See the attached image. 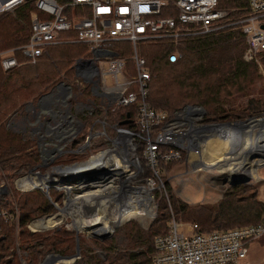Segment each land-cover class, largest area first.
<instances>
[{"label":"trees","instance_id":"16d2710c","mask_svg":"<svg viewBox=\"0 0 264 264\" xmlns=\"http://www.w3.org/2000/svg\"><path fill=\"white\" fill-rule=\"evenodd\" d=\"M219 1L226 7L246 5V0ZM29 6L30 9H35L33 0ZM2 15L0 13V18ZM63 34L62 36H66L73 32ZM24 40L17 37L0 39V51L16 47ZM120 45L117 41L111 46L119 54L128 57L131 53L130 45ZM245 46L241 30L231 27L198 37L180 39L177 46L180 56L174 61L168 59L173 45L167 40L142 42L140 53L145 57L151 75L148 80L147 101L152 107L168 112L177 110L184 104H198L205 109L206 120H225L231 114L244 116L260 111L262 100L257 96H250L249 93L259 83H264V54L259 61L246 60L242 55ZM87 49L85 43L61 40L47 45L34 63L24 61L8 69H3L0 63L1 171H19L39 161L34 139L24 137L20 132L6 126L9 114L22 102L34 99L48 89L60 72L70 74L72 62ZM14 53L19 61L24 60L20 49H15ZM128 60L127 66L131 68L132 64L129 65ZM84 92L89 94L88 87ZM234 96L246 97L244 109L239 114L231 110L235 108L232 103L228 104ZM115 112L110 116L118 125L135 130V104L119 107ZM123 119L128 120L121 122ZM170 161L173 159H159V167ZM151 173L149 167H144V175ZM13 174L9 177H13ZM49 191L52 199L58 203L62 201L61 191L55 188H50ZM169 196L171 201L160 199L157 215L148 228L140 227L132 219L127 220L110 237H92L94 246L79 233L80 253L74 264H151L155 251L154 237L166 231L171 211L183 219L196 222L202 230L254 225L264 221V200L258 198L254 187L246 183L229 185L215 203L190 204L176 198L172 193ZM0 209L6 211L5 216H0V264H22L15 246L16 218L20 227L17 233L21 241L19 247L24 248L21 256H25L26 263H34L50 251L62 254L75 251L76 234L64 224L53 227L47 233H35L26 228L32 219L55 211L51 199L38 189L15 194L13 199L4 196L0 199ZM110 231L111 229L100 235ZM116 236H121V240L117 241Z\"/></svg>","mask_w":264,"mask_h":264},{"label":"built area","instance_id":"2783aa9c","mask_svg":"<svg viewBox=\"0 0 264 264\" xmlns=\"http://www.w3.org/2000/svg\"><path fill=\"white\" fill-rule=\"evenodd\" d=\"M20 1H0V10L9 11ZM33 1L35 9L30 11L26 39L16 48L0 51L2 67L8 69L19 63L13 54L15 49L24 53L26 61L34 63L49 44L61 40L87 44L93 61L82 65L81 74L92 82V90H99L103 101L111 105L112 112L122 106L136 105L134 132L115 124L119 132L134 133L138 139L140 171L143 175L144 167L152 171L145 177L150 185L151 198L154 197L151 190L155 188L154 177L158 176L159 159L178 160L182 158L184 150L198 151L195 140L200 134L198 132L192 137L194 127L223 122L197 123L204 114L202 106L198 104H185L173 113L152 107L147 101L151 75L146 59L140 53V44L156 39L167 40L173 45L168 59L174 61L180 56L177 49L180 39L235 27L241 30L245 38L244 59L259 61L264 54V0H246L245 10L235 15L231 13L233 7L222 6L219 0ZM63 32L73 34L62 36ZM124 40L131 44L128 57L111 46L113 42ZM129 58L133 59L131 68L127 66ZM106 74L112 76L110 83L106 81ZM107 125L112 128L116 126ZM106 131L89 128L85 140L77 148H68L67 152L78 153L81 149L92 152L86 150L90 145L89 139ZM111 141L116 140L112 138ZM96 154L90 153L85 160H74L56 165V168L77 166ZM31 173L35 177L43 175L39 170L27 172L17 177L16 183L19 185L21 179ZM71 178H74L73 175L60 177L62 181ZM33 187L48 190L49 197L46 196L52 203L58 204L50 195V184ZM5 215L6 211L0 209V216ZM263 233L264 221L254 225L202 230L196 222L179 220L171 213L166 231L154 237L155 251L151 264H233L247 256L249 242Z\"/></svg>","mask_w":264,"mask_h":264},{"label":"rangeland","instance_id":"374dc122","mask_svg":"<svg viewBox=\"0 0 264 264\" xmlns=\"http://www.w3.org/2000/svg\"><path fill=\"white\" fill-rule=\"evenodd\" d=\"M30 2H32V0H21L16 6H14L13 9L9 11L0 10V13H3L2 17L0 18V39H6V38L11 39V38H16V37L18 38V37L25 36L27 25L30 20V11L33 10V9H30V6H29ZM245 6L246 5L233 7L234 10H232V14L235 15V14L242 13L245 10ZM231 28L239 29L235 27H231ZM3 37H6V38H3ZM119 43L121 44L120 46L130 45L129 48L131 51V44L128 41L126 40L119 41ZM128 64L129 65L133 64L132 58H129ZM261 71L263 72V70ZM111 78L112 76L110 74H106L107 83L111 82ZM77 81H78V83H76L77 89H75V91L78 92L81 90L83 84L86 85V83H84L80 79H78ZM90 91L92 95L90 93L86 94L85 92H83L85 95H82L78 92L76 94L74 93L73 97H71L73 101L78 100V99H82L81 101H83L79 103L81 105H78L77 112L74 109V104L69 106L70 113L73 115L72 119L74 120L73 130L77 131V134H75V132H72V135H70L71 137L68 136L69 138H66L65 141L56 143L57 147L61 146L60 144L62 143L64 145L61 146V149H59L60 151H57L56 153H54V160L56 159L55 162H53V159L52 160L49 159L50 161L47 162L46 164L42 165L41 163L38 162V163L28 166L26 169L24 167L20 169L19 171L17 170L16 171L15 170L1 171L0 170V199L3 198L4 196L8 197V199L9 198L13 199L15 194L27 193L35 189H38L43 194H45L42 188L33 187L37 185L45 186L41 184V182H39L36 177H34L35 175L32 177L31 180L26 179L23 182L22 187L19 186L18 183H16L15 181L16 178L25 175L27 172L29 174L31 171L36 172V170H39L43 173V175H39V176L41 178H44V180L52 181V180L57 179L55 182L50 183V188H55L61 191L62 201L58 203L60 208H57L54 205L55 211L48 213V214H44L39 217H36L32 219L31 221H29L26 227L29 231H32L35 233H47L51 231L53 227L64 224L67 228L74 230V233L76 234V231L73 227V226H76L73 224V216L61 210L68 206L67 202L69 198H76V199H74L72 206L67 207V208L69 209L73 208L76 211H79L82 214V215L80 214L82 220H85V219H90L93 213V210L91 209V213L89 216L88 214H83L84 211L89 206L91 208H96L97 206L102 205L103 206L102 209L106 211V209H104V205L113 204L112 201L116 203L115 199L112 197L114 186H118L121 188L120 194H123V191H122L123 185H125V187L140 186V187H145V188H149L148 186H150L147 183V180L145 178L147 175H143V173H141L140 171V167H139L140 162H139V158L137 154L138 139L136 135L134 133L122 132V131L119 132L118 129L116 130L118 123H116L117 121L113 120L110 116L112 114H115L116 112L113 111L112 113L110 109L111 105H108V103L103 101L102 96L99 94L98 89L96 91L90 89ZM249 95L257 96L262 100L261 102L262 107L260 111L252 112L249 114H244V116L243 115L237 116L236 114H231L229 119H225V120H216V119L206 120L205 114H203L202 117L198 119V121L196 122L197 123H206V122L207 123H210V122H223L224 123L226 121L236 122L237 120L248 119L252 116L255 118L253 119L250 118V119L256 121L258 120L257 119L258 117H263L262 119L263 121L262 129L263 130L262 131L264 132V83H259L257 87L255 88V90L251 91ZM245 99L246 97H243V96L232 97L230 101L228 102V104L232 103L233 107L235 108L231 110L234 113L239 114V112L242 109H244L243 104H245ZM227 108H229L228 105H227ZM174 111H171L169 113H173ZM102 121H105V122H102ZM262 121H259V122H262ZM84 122H90V123L93 122L92 124L93 129L105 130V131L107 130L108 132L106 131V133H99L98 135L96 134L92 138L89 139L90 145L89 147L86 148V150L90 149L92 150V152L90 151L83 152L82 149L78 151V153L67 152L68 148H77L85 140L86 134L88 133V131L84 133L80 132L81 127ZM107 123L110 125H116V124L117 125L114 128H112L109 125H107ZM234 129L236 133L239 132L237 130L238 129L237 127ZM242 130L246 131L245 133L246 135L243 136L244 141L247 139V137L250 138V136H253L251 141H254L255 139L258 138L256 137V135H259L257 132L260 130V127L258 125L253 126L252 128L251 126H246ZM207 133L208 131L206 130V127L201 128V130L199 131L200 136L199 138H196L195 140L197 142V147H198L197 149H199L200 151H201V148L204 146L205 142L207 141V139L209 138L208 136L205 135ZM211 134H217V131L215 133L212 132ZM107 135H109V137ZM127 136L130 137V140H128L129 141L128 144L130 146L125 147V149H126V153H129V152L131 153L128 156V159H129L128 161L125 160L124 154L122 152V149L125 146V144L121 141V138L124 139ZM112 138L117 140V142L111 141ZM210 138H211V135H210ZM219 139L223 141L221 137ZM238 139L239 137L235 136V140L238 141ZM211 143L212 142L209 143V146ZM219 143L221 142L215 143V147L216 146L220 147ZM234 147H236V149L233 152H230V150L233 149ZM207 148H208V144H207ZM100 151L102 152L98 153ZM217 152L218 154H220L219 156H221V158L225 159L226 157L228 160H230V166L228 167L222 166L223 165L222 163L221 165H218L217 167H213V166L203 167L202 165L197 164L196 161H194V159L189 160V157H188L190 153L189 150L188 151L184 150L182 152V158L162 164L161 167H159V172H158V176H160L161 178L158 176L157 178L156 176L154 177L155 188L151 190L152 193H154V197H152L149 200V205L151 206L155 214H153V216H148V215L144 216L145 218L144 217L139 218L135 215H133L132 217L130 216L128 218L126 217L120 220L121 222L118 224V226L115 227V229L118 228L123 223H125L127 220H131V219L137 222L140 227L144 229L148 228L151 222L153 221V219L157 215V212L159 210L160 199L163 198V200L165 201H171L170 196H169L170 193H172L176 198L182 201H185L187 203H190V204H195V203H200V202L215 203L221 198L224 190L229 185H231L229 183V180L232 181L230 177L240 174L242 171L247 172L246 174L247 176L246 177L238 176V178L245 179L246 181H240L238 183H246V184L251 185L252 187H254L257 197L264 200V160H263L264 155L254 154L253 150L248 152V154H245L243 153V149L240 150L239 147L234 146L233 142H229V139L224 142V146L221 149H218ZM80 153H83V154H80ZM90 153L92 154L98 153V154L84 161L83 164L81 163L71 169H68L67 167L56 168L55 164L58 163L59 161H60V165H64L66 163L73 162L74 160H77V161L85 160L90 157ZM97 164L103 165L104 170H102L100 174H96L95 176L90 178V180L88 181H85V180L83 181V179H81L80 177L71 178L69 180H63V181L60 179L62 175L72 176L74 173H77L78 170H83L84 168L90 169V167L93 168ZM242 165H243V168L240 167ZM31 168L33 169L31 171H28ZM46 172H49V173L45 174ZM11 173H14L13 177H9ZM49 177L50 178L53 177L54 179L53 178L50 179ZM61 184H65L66 186L62 187ZM68 185H70V189ZM66 188H68L67 191H66ZM111 190H112L111 195H109L110 196L109 198L111 200L107 198L109 202L106 203L107 200L104 198ZM147 192L150 193V189ZM147 192H141V193L144 194ZM97 193H102L103 196L101 195L99 196L97 195ZM115 195H117V193H115ZM9 201L11 202V200ZM72 212H75V211H72ZM171 213L173 212L171 211ZM102 216L103 215H96V218L101 219ZM47 217H52L55 221L52 224H49L46 226L34 225L35 221H45ZM175 217L182 221H189V220L183 219L180 216H177L176 214H175ZM16 219H15V229H14V234L16 238L15 246L19 253L20 263L23 264L24 261L26 262V258L25 256H21L22 254H24V248L19 247L21 245L20 244L21 241H20V238L17 236V233L19 232L20 227ZM90 220H93V219H90ZM96 223L92 222L94 226ZM98 223H100V220ZM89 231H93V230L86 229L83 226L82 228L78 230L80 234H83L87 238L88 243L91 246H94L92 245L93 242L91 238L92 237L97 238V239H100V238L98 236L93 235ZM114 231L113 232L110 231L111 232L109 233L110 235L106 237L112 236ZM93 232L98 233V234L103 233L99 231H93ZM120 237L121 236L117 237V241L121 240ZM248 246L249 247H248L247 256L233 264H264V233L260 235L259 237L251 240ZM52 252L54 251L45 253L40 260L34 263H31V264H41L44 257L48 253H52ZM76 259L77 258L63 261L58 258H53L50 260V257H49L47 260L48 261L50 260L51 264H74L76 263Z\"/></svg>","mask_w":264,"mask_h":264},{"label":"bare ground","instance_id":"6f19581e","mask_svg":"<svg viewBox=\"0 0 264 264\" xmlns=\"http://www.w3.org/2000/svg\"><path fill=\"white\" fill-rule=\"evenodd\" d=\"M250 118L253 119L255 117L252 116ZM250 118H248V119H250ZM252 119L247 121L248 123H250L251 127L255 123L259 122V119L256 120V121H254ZM223 125H225V126H223ZM233 126H234L233 124L228 123V122L219 123V124H211V125H202V124L196 125L194 127V134L192 135V137L197 135V133L201 130V128H205L206 127V130L208 131V133L205 134V135L208 136L209 138L205 142L204 146L201 148V151L200 150H198V151L191 150L190 151L189 156H188L189 160L190 159L191 160L194 159V161H196L197 164L202 165L203 167H209V166L217 167L218 165H221L222 163H223L222 166H226V167L230 166V160H228L226 157H225V159L221 158V156H219L220 154H218L219 151L217 152V150L221 149L224 146V142L226 140H228V139H229V142H233V143H235V141H237V140H235V136L236 135H235V129H234L236 127H233ZM245 127L242 126V127H240V129H243ZM216 131H217V134H211L212 132L215 133ZM205 135H203V136H205ZM210 135H211V138H210ZM259 135H261V134H259ZM220 137L222 138L223 141H221L219 139ZM236 137H238V136H236ZM252 137L253 136H250V138L247 137V139L245 141H244V137L240 138L237 141V142H240V143H238V144L236 143V145H234V146L239 147V149L241 150L243 147H247L248 144H250ZM128 140H130L129 136H127L124 139L121 138V141L125 144V146L122 149V152L124 154V157H125L126 161L129 160L128 156H129V154H131L130 152L126 153V149H125V147L130 146L128 144V142H129ZM116 142H117V140H116ZM210 142H212V143L209 146ZM218 142H221V143H219L220 147H218V146L215 147V143H218ZM207 144H208V148H207ZM222 144H223V146H222ZM235 148L236 147H234V149ZM73 167H75V166H69L67 168L71 169ZM237 168H239V167H237ZM31 174L32 175L24 176L21 179V181L19 182V186L22 187V184H23V182L26 179L31 180L32 177L35 175L34 173H31ZM237 175H239V174H237ZM237 175L231 176L230 179L233 180L234 178L238 177ZM36 178H37L38 181L43 179L39 175H37ZM51 178H53V177H51ZM126 185H128V184H126ZM148 187L149 188L140 187V186L125 187V185H123V190H122L123 194H120L121 188L118 187V186H114L113 187L114 191H113V196L112 197L115 199L116 203L114 201H112L113 204L104 205V209H106V211L102 209V207H103L102 205L101 206H97L96 208H91L90 206L87 209L85 208L86 210L84 211L83 214H88V216L91 213V209L93 210L92 216L90 218V219H93V220H90V219L82 220V218L80 216L81 213L79 211H76L73 208H71V209L67 208V207H71L72 206V203L74 202V199H76V198H69L68 202H67L68 206L66 208L61 209V210L65 211V212H67V213H69V214H71L73 216V224L76 225L79 229L82 228V226H83L86 229L93 230V231H99V232H104V231H107V230H110V229L112 230L113 227L115 226V224L118 221H120V220H122V219H124L126 217L127 218L130 217V216L132 217L133 215H135V216H137L139 218H142V217L147 216V215L148 216H152L153 210H152L151 206L149 205V200L151 199V195H150V193L147 192L150 189V186H148ZM111 192H112V190L108 194L106 193L107 195L104 198V199L107 200L106 203L109 202L107 198L110 197L109 195H111ZM141 192H147V193L143 194ZM115 193H117V195H115ZM124 194H126V195H124ZM97 195L103 196L102 193H97ZM140 196H141V198H140ZM100 208H101V210L103 212L100 210ZM72 211H75V212H72ZM99 211L102 212V213H100ZM96 215H103V216H102L101 219H97ZM99 220H100V223H98ZM54 221L55 220L52 217H47L45 221H35L34 225L46 226V225L52 224ZM92 222H95V223L97 222V223L94 226V224H92ZM93 231H89V232L93 233ZM47 259L45 260V262L48 261Z\"/></svg>","mask_w":264,"mask_h":264},{"label":"crops","instance_id":"0c3cea01","mask_svg":"<svg viewBox=\"0 0 264 264\" xmlns=\"http://www.w3.org/2000/svg\"><path fill=\"white\" fill-rule=\"evenodd\" d=\"M18 38L26 39L25 36ZM13 54L15 55L14 51ZM20 55L25 57L23 52ZM24 61L27 62L24 58V60L19 61L18 64ZM92 61L93 54L89 51L88 48L83 55L77 57L72 62V64L70 65V74H66L64 73V71L60 72L56 77V80L51 83L48 89L44 90L40 95H38L34 99H28L19 104L16 109L11 112L7 117L6 126L20 132L24 137L34 139V146L39 155L38 162L42 161L40 155L43 152V148L48 147L51 149L55 145L57 146V142L60 143L62 141H65L66 138L71 137L70 135H72V132H75V134H77V131L73 130L74 120L72 119L73 115L70 113L69 106L74 104V109L77 112L78 105H81L79 103L83 101H81L82 99L73 101V99H70L71 97L68 96V99H66L61 94V91L63 88H65L67 89L68 93H78L79 91L77 92L75 91V89H77V80L80 78L83 80L84 83H86V85L90 89L92 82L81 74V67L84 63H91ZM55 83H57L58 86L54 90L50 91V89ZM89 93L91 94L90 90ZM92 124L93 122H84L80 132L84 133L86 131H89V128H93ZM60 145L62 146L64 144L62 143ZM61 146H58L59 149H61Z\"/></svg>","mask_w":264,"mask_h":264},{"label":"water","instance_id":"95a60500","mask_svg":"<svg viewBox=\"0 0 264 264\" xmlns=\"http://www.w3.org/2000/svg\"><path fill=\"white\" fill-rule=\"evenodd\" d=\"M1 2H5L7 0H0ZM13 1H17V0H13ZM202 111L203 113H205V109L202 107ZM252 116V115H251ZM257 119H259V121H262L263 117H258ZM128 119H123L121 122H126ZM248 119H243V120H237L236 122H231V121H226L228 123H231L233 124L234 126L233 127H237L238 129V133H236L235 131V135L240 138H243L244 135H246V131L245 130H242L240 129V127H245V126H251L248 122H247ZM216 124H219V123H216ZM258 125L260 127V130L257 132L258 134H261V135H256V137H258L257 139H255L254 141H251V143L247 146V147H243V153L245 154H248V152H250L251 150L254 151V154H263L264 155V132L262 131V125H263V121L262 122H257L255 123L253 126H256ZM252 126V127H253ZM251 127V128H252ZM252 130V129H251ZM250 133V132H249ZM236 143H240V142H237L235 141V143H233L234 145H236ZM236 149V148H235ZM234 148L230 150V152H233L235 150ZM257 164V163H255ZM107 167V166H106ZM243 168V165L241 166ZM103 165H95L93 168L90 167V169H86L84 168L83 170H78L77 173L73 174V177L74 178H78L80 177L81 179H83V181H88L90 180V178H92L93 176H95L96 174H100V172L103 169ZM246 171V170H245ZM247 172H241L239 175L237 176H247L246 175ZM240 181H246L245 179H240L238 177L234 178L232 181L229 180V183L230 184H235V183H238ZM40 188V187H39ZM43 192L49 197V193H48V190L46 189H43ZM53 204L57 207V208H60L59 205L56 203V202H53ZM121 221H118L115 226L113 227V229L111 230V232L114 231L115 227L118 226V224L120 223ZM75 231H76V245H75V251L72 252V253H67V254H62V253H48L44 259L42 260V263L41 264H50V260L53 259V258H58V259H61L63 261L65 260H70V259H75L79 256V253H80V248H79V244H78V236H79V228L77 226H73ZM110 232V233H111ZM93 235L95 236H98L100 239H103L105 238L106 236L110 235L109 233L107 234H103V235H100V234H97L95 232L92 233ZM50 257V260L48 262H45V260Z\"/></svg>","mask_w":264,"mask_h":264},{"label":"flooded vegetation","instance_id":"af4514ba","mask_svg":"<svg viewBox=\"0 0 264 264\" xmlns=\"http://www.w3.org/2000/svg\"><path fill=\"white\" fill-rule=\"evenodd\" d=\"M57 86H58L57 83H55L53 85V87L50 89V91L54 90ZM86 87H88V86L83 84L81 90H83V92H84V89ZM88 89H89V87H88ZM90 89H92V88H90ZM81 90L79 92L84 94ZM61 92H62L61 94L63 95V97L66 98V99H68L67 96L68 97H73V95H74L73 92H69L68 93L67 89H65V88H63ZM70 99H72V98H70ZM57 151H60V150H59V147H57L56 145L54 147H52L51 149L48 148V147L47 148H43V152L40 155V158L42 159V161H40L39 163H41L42 165L46 164L47 162L50 161L49 159H51V160L53 159V162H55L56 159L54 160V153H56ZM53 164H55V163H53ZM55 165H60V161L58 163H56ZM50 179H52V178H50ZM39 182H41V184H50L53 181L44 180V178H43Z\"/></svg>","mask_w":264,"mask_h":264}]
</instances>
